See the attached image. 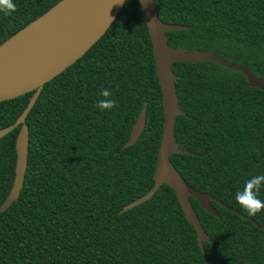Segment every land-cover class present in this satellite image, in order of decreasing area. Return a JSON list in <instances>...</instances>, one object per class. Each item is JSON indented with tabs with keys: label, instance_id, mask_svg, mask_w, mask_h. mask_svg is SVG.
<instances>
[{
	"label": "trees",
	"instance_id": "trees-1",
	"mask_svg": "<svg viewBox=\"0 0 264 264\" xmlns=\"http://www.w3.org/2000/svg\"><path fill=\"white\" fill-rule=\"evenodd\" d=\"M60 1L14 0V13L0 11V45ZM153 1L163 23L183 27L166 33L170 48L210 52L264 78V0ZM172 70L184 112L175 140L188 154L170 161L187 185L232 208L210 200L215 217L190 198L209 236L203 250L167 185L124 210L154 183L163 130L151 39L138 0H125L105 34L41 87L25 118L27 167L18 199L0 213V264H264V211L250 217L235 199L264 173V90L209 60ZM101 89L117 108L96 107ZM33 93L0 102V129ZM145 101V128L124 148ZM20 127L0 139V205Z\"/></svg>",
	"mask_w": 264,
	"mask_h": 264
},
{
	"label": "water",
	"instance_id": "water-1",
	"mask_svg": "<svg viewBox=\"0 0 264 264\" xmlns=\"http://www.w3.org/2000/svg\"><path fill=\"white\" fill-rule=\"evenodd\" d=\"M124 3L125 0H120V2L118 0H90L89 5L80 18L49 44L38 47L34 52L0 57V102L34 92L15 122L0 129L1 139L16 127L21 126L15 141L16 160L13 183L6 199L0 205V213L8 209L18 199L23 186L28 154V130L24 125V121L33 107L41 87L80 59L105 34L121 11ZM138 3L152 43L156 76L162 95L163 130L156 155V166L153 175L154 183L146 193L125 206L124 210L131 209L149 200L161 185H167L174 191L185 218L195 230L198 244L203 250V242H209V236L204 232L190 198L195 199L207 213L215 217H218V213L210 204V200H214L222 206L224 205L212 195L198 192L187 185L184 178L170 161L172 155L188 154L187 151L179 149L175 140L176 117L183 115L184 112L178 104L179 99L175 87L177 77L172 70V64L175 62L195 63L201 60H209L231 70L240 71L246 77L249 86L262 90H264V78H257L246 67L231 64L210 52L198 50L187 52L184 49L170 48L167 43L166 33L182 29L183 27L163 23L158 16L153 0H138ZM12 37L2 43L0 47ZM147 105L148 102L145 101L130 130V136L125 142L124 148L133 145L143 132L146 123ZM224 207L232 210L230 207ZM233 211L241 215L238 211ZM261 227L258 225V228Z\"/></svg>",
	"mask_w": 264,
	"mask_h": 264
},
{
	"label": "bare ground",
	"instance_id": "bare-ground-1",
	"mask_svg": "<svg viewBox=\"0 0 264 264\" xmlns=\"http://www.w3.org/2000/svg\"><path fill=\"white\" fill-rule=\"evenodd\" d=\"M89 3L90 0H63L0 47V57L34 52L49 44L80 18Z\"/></svg>",
	"mask_w": 264,
	"mask_h": 264
},
{
	"label": "clouds",
	"instance_id": "clouds-1",
	"mask_svg": "<svg viewBox=\"0 0 264 264\" xmlns=\"http://www.w3.org/2000/svg\"><path fill=\"white\" fill-rule=\"evenodd\" d=\"M0 11L5 15L14 13L16 11L14 0H0ZM99 95L101 98L96 102V107L100 110L111 111L118 107V102L110 90L101 89ZM262 188H264V173L251 176L245 181L243 188L235 194L236 201L250 217L264 211V199L261 198Z\"/></svg>",
	"mask_w": 264,
	"mask_h": 264
}]
</instances>
